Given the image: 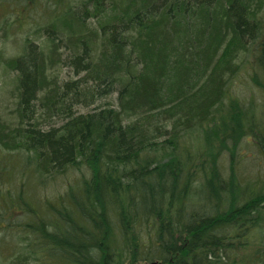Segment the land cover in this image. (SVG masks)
I'll use <instances>...</instances> for the list:
<instances>
[{"label": "trees", "instance_id": "16d2710c", "mask_svg": "<svg viewBox=\"0 0 264 264\" xmlns=\"http://www.w3.org/2000/svg\"><path fill=\"white\" fill-rule=\"evenodd\" d=\"M25 2L0 0V264H264V167L238 175L264 122L231 91L248 54L264 92V0Z\"/></svg>", "mask_w": 264, "mask_h": 264}, {"label": "rangeland", "instance_id": "374dc122", "mask_svg": "<svg viewBox=\"0 0 264 264\" xmlns=\"http://www.w3.org/2000/svg\"><path fill=\"white\" fill-rule=\"evenodd\" d=\"M18 1V2H17ZM12 3H15L13 7L17 9L11 16L16 24L25 23V19L19 21L16 18L17 13H22V16L26 13L25 0H11ZM12 7V8H13ZM32 9V8H31ZM42 10V9H41ZM30 12V11H29ZM43 12H38L37 15L41 16ZM26 15V14H25ZM11 20V18H10ZM26 24V23H25ZM24 24V25H25ZM20 33H17L18 36ZM0 34V47H2L4 39L1 38ZM7 41V40H6ZM8 42V41H7ZM248 61L246 68L240 70L237 76L234 78V83L232 87V92L238 96L243 103L249 107L250 111L253 114V121L255 122V126H261L264 122V92L259 89L255 84L252 83L251 74L252 71L258 72V68L256 67V63H251L252 58L247 54L244 58V62ZM252 66V70H251ZM259 74V72H258ZM260 76V75H259ZM261 77V76H260ZM10 87V86H9ZM9 88L6 87L5 91H8ZM6 95V92L0 93V103L2 102L1 98ZM246 106V107H247ZM2 112V111H1ZM239 153L241 154L240 160L242 164L238 167V175H246L248 178H252L255 173H259L260 169L264 167V162L260 153L257 152V149L254 147L251 139L248 138L247 143L242 144L240 147ZM81 172H85V170H81ZM73 177L64 178L63 182L60 180V187L64 189L67 183L71 182Z\"/></svg>", "mask_w": 264, "mask_h": 264}]
</instances>
